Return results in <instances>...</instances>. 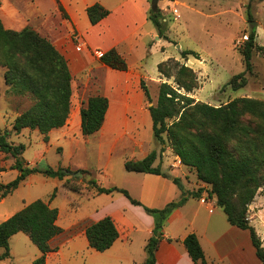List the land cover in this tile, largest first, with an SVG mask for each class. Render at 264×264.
Masks as SVG:
<instances>
[{
  "label": "trees",
  "instance_id": "obj_1",
  "mask_svg": "<svg viewBox=\"0 0 264 264\" xmlns=\"http://www.w3.org/2000/svg\"><path fill=\"white\" fill-rule=\"evenodd\" d=\"M59 3V9L64 10ZM92 24H97L110 11L102 4L95 3L87 8ZM163 11L156 7L151 10L149 18L155 23L161 36L164 35ZM256 27L252 28L249 39L241 50L245 70L234 75L229 84L239 89L247 84L246 73L253 70L252 57L255 49H263L256 42ZM183 58L193 55L200 58L192 49L182 50ZM102 63L112 68L127 70L128 63L117 48L103 52ZM0 65L6 66V83L19 95L29 96L33 104L19 114L13 123V129L20 133L24 128L38 129L45 138L48 133L64 126L71 113L73 95L72 73L66 56L47 36L41 35L31 27L21 31L6 28L0 20ZM165 62L158 64V69L166 76ZM178 87L168 82L159 86L157 103L149 107L156 139L169 143L181 162L195 170L199 180L210 186L209 196L216 197L217 204L223 208L231 224L249 229L256 253L264 264V245L255 226L248 216L249 205L255 200L259 191H264V100L253 97H236L221 105H212L197 101L186 92L192 91L196 79L195 72L185 64H179ZM189 77V81L184 78ZM142 86L151 100L148 86ZM108 109V98L93 95L81 108L82 132L91 135L103 125ZM166 134V136H164ZM9 132L0 130V151L15 158L12 168L19 170V175L7 183L0 182V196L6 197L15 191L26 178L33 173L64 179L70 169L29 168L21 160L26 146L9 140ZM168 139V140H167ZM48 141V140H46ZM158 152L153 150L143 159L127 160L125 169L136 172H150L168 176L162 166H154ZM29 164V163H28ZM5 167L0 166V172ZM175 183L182 191L179 200L170 202L164 208L144 206L155 219L154 233L146 244L147 259L143 264H156V250L163 237V228L169 213L175 207L183 205L189 195L200 196L204 187L187 192L181 178L175 177ZM92 183L98 193L119 191L132 203L143 205L131 196L128 190L118 186L106 187ZM56 195V191L53 194ZM59 209L50 202L36 199L13 215L0 222V259L10 257V238L25 232L42 252L34 264H45L47 254L53 250L52 238L63 229L58 225ZM89 246L97 251L109 249L119 237V230L111 215L90 223L86 228ZM184 243L195 264H208L198 236L189 234Z\"/></svg>",
  "mask_w": 264,
  "mask_h": 264
},
{
  "label": "crops",
  "instance_id": "obj_2",
  "mask_svg": "<svg viewBox=\"0 0 264 264\" xmlns=\"http://www.w3.org/2000/svg\"><path fill=\"white\" fill-rule=\"evenodd\" d=\"M54 1L59 9L58 1ZM59 1L66 17L62 47L72 73L73 89L74 82L76 84L79 105L74 109L73 119L55 128L60 129L58 145L70 161L75 156L74 148H81V145L84 150L90 145L96 150L93 158L96 165L85 159L64 166H72V171L92 173L94 179L101 175L112 178V183L106 187L125 188L143 205H136L123 193L114 191L101 193L109 195L112 200L111 205L101 211L96 209L82 217H74L72 208L66 207L64 213L59 209L57 223L63 231L50 241L53 250L47 254L45 264H73L71 258L82 251H87L90 256L82 264H143L148 256L146 244L155 226L154 217L144 206L164 208L170 202L179 200L182 191L175 183V177L181 178L187 192L200 187L205 189L200 196L189 195L183 205L169 213L156 250V264H195L184 243L191 233L198 236L208 264H263L256 253L250 230L229 222L216 197L209 196L207 190L210 186L198 179L195 170L183 164L169 144L144 140L139 133L132 131L141 129L139 126L143 124L147 126L150 121L153 126L149 109L153 104L142 82L149 89L151 83L161 79L156 67L149 70L147 58L139 56L138 51L139 35L143 32V26L150 22L148 0H112V5L109 0ZM95 2L103 4L110 14L97 24H92L87 8ZM40 10L45 12L42 7ZM10 11V0H0L4 25L16 29L9 19ZM260 25L256 26L255 40L264 49V44L259 41ZM74 34L82 41L81 50L77 49L78 43H75V47L72 45ZM112 48H117L125 57L127 70L102 63L101 55ZM93 95L108 98L103 125L99 131L91 134L96 140H75L77 131H82L81 108ZM153 150L158 152L154 166L161 165L168 176L125 169L127 160L143 159ZM96 182L99 184L98 180ZM86 191L92 196L100 195L96 188H87ZM106 215L113 217L119 237L109 249L97 251L89 246L86 228ZM39 254L41 256L42 252ZM11 258L10 251V257L5 259Z\"/></svg>",
  "mask_w": 264,
  "mask_h": 264
},
{
  "label": "rangeland",
  "instance_id": "obj_3",
  "mask_svg": "<svg viewBox=\"0 0 264 264\" xmlns=\"http://www.w3.org/2000/svg\"><path fill=\"white\" fill-rule=\"evenodd\" d=\"M152 2L153 0H148V16L154 8ZM109 3L112 5V0H109ZM158 6L163 11L161 19L164 23V35H160L155 23L148 17L150 22L143 26V32L139 35L141 39L138 43V51L139 56L147 58L149 70L156 67V71H159L157 65L164 61V70L171 76L159 71L161 79L155 80L149 88L151 104L157 103L156 97L162 82L178 87L179 64L189 66L196 75L192 83L194 85L192 91L186 92L183 88L180 91L188 93L197 101L221 105L242 96L264 100V49L254 50L253 70L246 73L247 84L239 89H233L229 84L234 75L243 72L246 68L241 53L245 43L239 41L242 42L244 36H249L252 28L259 23H261L259 41L264 44V0H159ZM41 7L44 13L41 12ZM10 10L9 19L16 29L5 26L6 28L21 31L25 27H31L41 35L49 37L66 56L62 47L63 22L66 17L64 11L55 6L54 0H10ZM0 20L2 21L1 15ZM76 37L77 34L72 37L73 47L78 43ZM185 49L197 51L200 58L193 55L183 58L181 52ZM6 70V66L0 65V130L9 132L10 142L25 144L26 148L20 158L26 166L55 170L62 167L71 170L72 166L64 165L85 159L96 165L93 159L96 150L91 145L87 150L82 148L83 145L81 148H74V158L71 161L67 159L58 145L60 129L51 130L48 139L45 138L46 134L38 129L24 128L20 133L13 129L15 118L28 109L33 104V100L29 96L19 95L11 90L6 83ZM184 80L190 79L185 77ZM79 99L82 100V96ZM77 101L74 82L68 120L73 119L74 109L79 105ZM140 127L141 129L132 131L139 133L144 140H157L151 121L147 126L143 124ZM74 138L96 140L93 135H85L80 129ZM14 162L15 158L11 154L0 151V166L5 167V170L0 172V182H10L19 175V170L12 168ZM114 169L116 172L115 167ZM110 171L112 172V164ZM74 172L76 171L68 173L64 179L48 176L42 172L30 174L11 194L3 198L0 196V222L36 199L50 202L52 207H57L63 213L66 212V207L72 208L74 217H82L96 209L99 211L107 209L112 201L109 195L92 196L86 191L87 188H96L89 183L94 179L92 173L77 176ZM85 175H89V179ZM95 179L103 186L112 183V178L102 175ZM248 216L264 245V191H259L255 200L249 205ZM10 251L12 258L0 259V264H34V261L40 257V249L25 232H19L10 238ZM2 252L3 250L0 251ZM89 258L87 251H82L75 254L71 262L82 264Z\"/></svg>",
  "mask_w": 264,
  "mask_h": 264
},
{
  "label": "water",
  "instance_id": "obj_4",
  "mask_svg": "<svg viewBox=\"0 0 264 264\" xmlns=\"http://www.w3.org/2000/svg\"><path fill=\"white\" fill-rule=\"evenodd\" d=\"M158 4H159V0H153L152 6L154 8L158 7ZM74 174L77 175V176H84V172L81 171V170H78V171L74 172ZM85 176H86L87 179H89V177H90L89 175H85Z\"/></svg>",
  "mask_w": 264,
  "mask_h": 264
},
{
  "label": "built area",
  "instance_id": "obj_5",
  "mask_svg": "<svg viewBox=\"0 0 264 264\" xmlns=\"http://www.w3.org/2000/svg\"><path fill=\"white\" fill-rule=\"evenodd\" d=\"M76 39H77V41H78L77 49H78V50H81V49L83 48L82 41L80 40V37H79V36H77ZM248 39H249V36L246 35V36H244L242 42L239 41V43H245Z\"/></svg>",
  "mask_w": 264,
  "mask_h": 264
}]
</instances>
